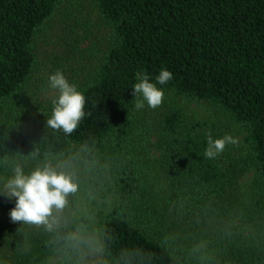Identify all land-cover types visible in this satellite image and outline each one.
I'll return each mask as SVG.
<instances>
[{
    "label": "trees",
    "instance_id": "obj_1",
    "mask_svg": "<svg viewBox=\"0 0 264 264\" xmlns=\"http://www.w3.org/2000/svg\"><path fill=\"white\" fill-rule=\"evenodd\" d=\"M75 1L0 0V102L28 85L38 34ZM85 1L110 35L93 75L36 122L0 120V264H46L68 248L79 162L109 147L102 176L120 203L94 238L97 264H264V240L232 226L264 221V0ZM146 92L224 120L177 107L161 116L148 135L161 152L153 178L128 153ZM235 125L246 153L228 135Z\"/></svg>",
    "mask_w": 264,
    "mask_h": 264
},
{
    "label": "rangeland",
    "instance_id": "obj_2",
    "mask_svg": "<svg viewBox=\"0 0 264 264\" xmlns=\"http://www.w3.org/2000/svg\"><path fill=\"white\" fill-rule=\"evenodd\" d=\"M109 37V31L106 30L101 15L93 4L80 0L61 5L52 22L42 29L35 41L36 65L30 82L13 101L0 102V120L36 122L43 111L54 107L60 109V104L73 96L86 79L93 75L108 45ZM155 97L149 92L141 95L135 114V132L128 141L130 152L125 149L130 155L137 157L140 167L149 178H153L155 174L156 161L161 152L157 150L158 146L153 148L148 143V138L153 130L158 129L161 116L170 109L180 108L186 115H193L203 121H224L219 112L205 103L187 102L171 96L155 102ZM231 130L228 135H232L240 152L246 153L248 148L245 144V133L236 125L231 127ZM152 142L155 140L152 139ZM112 152L114 150L109 147L95 155V161H91L92 163L86 157L79 162L84 173L82 172V183L77 186L73 199L76 224L73 241L66 250L51 256L46 264L102 262L94 238L103 228L108 214L120 203L114 180L102 176L103 173L110 175L106 170H109L110 159L114 156ZM253 176V172H249L245 176L246 182ZM250 223L245 225V220L238 219L232 222V226L238 229L239 234L260 243L264 240V221L262 225H257L251 220ZM258 230L261 234H258ZM86 242L89 246L86 254L78 255L80 247L86 246Z\"/></svg>",
    "mask_w": 264,
    "mask_h": 264
}]
</instances>
